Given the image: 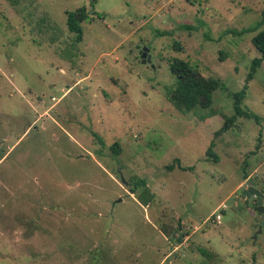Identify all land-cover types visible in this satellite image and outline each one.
I'll return each instance as SVG.
<instances>
[{
	"label": "rangeland",
	"instance_id": "374dc122",
	"mask_svg": "<svg viewBox=\"0 0 264 264\" xmlns=\"http://www.w3.org/2000/svg\"><path fill=\"white\" fill-rule=\"evenodd\" d=\"M84 7L77 43L66 13ZM263 11L264 0H0V264H264L262 216L244 196L248 181L264 192V63L247 81L264 25L242 33ZM176 58L221 80L216 113L170 104ZM246 85L253 118L216 139ZM132 180L147 186L133 194Z\"/></svg>",
	"mask_w": 264,
	"mask_h": 264
},
{
	"label": "trees",
	"instance_id": "16d2710c",
	"mask_svg": "<svg viewBox=\"0 0 264 264\" xmlns=\"http://www.w3.org/2000/svg\"><path fill=\"white\" fill-rule=\"evenodd\" d=\"M67 25L71 33L76 34L75 42L80 43L83 41V28L82 23L86 22L90 18V12L86 7L80 8L75 12H67ZM264 15V11H263ZM263 23H257L254 27L243 30L242 33H254L257 32L262 26ZM252 45L259 53V57L255 58L252 61L251 71L247 77V81L254 79L257 69H259L264 63V30L258 32L252 39ZM176 50H182L180 45L175 46ZM221 55L226 54L224 51L220 52ZM224 58V57H223ZM224 61V59L222 60ZM170 71L175 78V85L168 90L167 96L170 104L180 113L190 114L198 109L209 110L213 107V95L214 93L223 88L221 80L214 77L203 76L196 68H194L188 61L183 59H174L169 63ZM247 85L245 88L236 93L233 96L234 100V115L228 118H225V124L215 134V138H219L227 133L234 125L239 118H253L249 112H246L243 109V104L247 97ZM212 113H216L212 109ZM215 147V141L212 142L210 149L207 152L208 156H213L215 162H218L217 158L213 155L212 150ZM114 154H121L122 149L118 144H115L112 149ZM179 164V168L183 171L186 170L182 167L180 161H176ZM170 169H175V166L172 165ZM247 179V178H246ZM134 188L131 189V193L135 194L137 189L140 187H146L147 184L143 180L133 181ZM205 257L211 259L213 255L207 250H200Z\"/></svg>",
	"mask_w": 264,
	"mask_h": 264
},
{
	"label": "water",
	"instance_id": "95a60500",
	"mask_svg": "<svg viewBox=\"0 0 264 264\" xmlns=\"http://www.w3.org/2000/svg\"><path fill=\"white\" fill-rule=\"evenodd\" d=\"M149 49L148 48H144L141 51V57H142V63L143 64H151L152 60H151V56L148 55ZM154 68V67H153ZM121 177V181L123 184L127 185L128 183L126 182V180L124 179V177L122 176V174H120ZM248 186L249 189L248 191L244 192V196L249 199L250 201H254V199L256 198L257 200V211L263 215V219H262V223L260 225V233H262L263 228H264V195L261 193L260 190L256 189L253 186V182L252 181H248Z\"/></svg>",
	"mask_w": 264,
	"mask_h": 264
},
{
	"label": "flooded vegetation",
	"instance_id": "af4514ba",
	"mask_svg": "<svg viewBox=\"0 0 264 264\" xmlns=\"http://www.w3.org/2000/svg\"><path fill=\"white\" fill-rule=\"evenodd\" d=\"M261 193L264 195V192L263 191H261ZM256 199V198H255ZM255 201V203L257 204V200H254ZM261 216H262V219H263V215L261 214Z\"/></svg>",
	"mask_w": 264,
	"mask_h": 264
}]
</instances>
